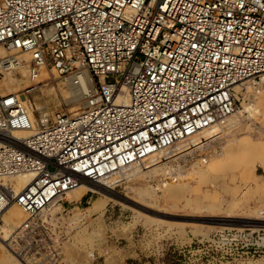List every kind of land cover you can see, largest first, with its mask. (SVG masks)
<instances>
[{
    "label": "built area",
    "instance_id": "1",
    "mask_svg": "<svg viewBox=\"0 0 264 264\" xmlns=\"http://www.w3.org/2000/svg\"><path fill=\"white\" fill-rule=\"evenodd\" d=\"M0 66L89 85L76 112L39 119L24 92L0 94V219L11 201L33 219L238 112L235 86L264 81V0H0Z\"/></svg>",
    "mask_w": 264,
    "mask_h": 264
},
{
    "label": "rangeland",
    "instance_id": "2",
    "mask_svg": "<svg viewBox=\"0 0 264 264\" xmlns=\"http://www.w3.org/2000/svg\"><path fill=\"white\" fill-rule=\"evenodd\" d=\"M12 75L0 76V94L24 92L34 103L37 119L45 113L76 112L83 102V95H71L68 81L54 71L42 70L33 83L20 68ZM11 77L19 78L21 84L14 82L8 91ZM253 81L254 87L244 84L245 90L239 92L243 115L237 116V124L220 127L219 135L245 121L244 126L256 135H249L250 140L264 139V125L243 107L264 89V81ZM226 139H213L171 160L173 174L158 170L117 183L116 190L140 202L138 207L116 199L93 211L89 210L93 202L105 199L100 191H88L79 200L66 194L58 202L60 210L46 219L39 214L17 243L10 244L12 237L4 243L7 254L19 264H264V166L244 162L247 151L238 147L240 141H230L238 149L229 142V149L223 150ZM208 165L211 170L203 177L199 171ZM165 182L181 192L168 195L162 187ZM142 188L155 195L141 200ZM235 221L244 224L223 223ZM229 230L233 234L220 233Z\"/></svg>",
    "mask_w": 264,
    "mask_h": 264
},
{
    "label": "bare ground",
    "instance_id": "3",
    "mask_svg": "<svg viewBox=\"0 0 264 264\" xmlns=\"http://www.w3.org/2000/svg\"><path fill=\"white\" fill-rule=\"evenodd\" d=\"M1 68L2 67L0 66V69ZM19 68L23 71V74L27 75L26 74L27 73L26 66H20ZM13 72L8 73V76L12 75ZM27 80L29 82L32 81V83L35 81V79L34 80L27 79ZM14 82L21 84V81L19 80V78L11 77L10 81H9V88L7 89L8 91L13 90L12 84ZM253 82H254L253 79L249 78V79H246L245 81L237 84L235 86V88L237 89L238 92H242L243 90H245L244 84H246V88H250V86L254 87ZM68 83H69L68 85L71 88V89H69L70 92L72 93L71 95H74V96L75 95H83V93L87 92L89 89L88 81L85 77H83L81 79L80 84L76 85L73 82H69V81H68ZM253 97H254L253 103L243 104L244 110L246 112H248L250 116H252L254 118L256 117V119L261 121V123L264 125V89L262 88V89L258 90V94H255ZM239 114L243 115V110L240 109L235 114L224 119L221 123H218L216 125H212L210 127L204 128V129L198 131L197 133H195L194 135L190 136L189 138H186L184 140L177 142L175 145H173L169 149H166L163 151L160 150L158 152L152 153L151 155L147 156L146 158H144L142 160L135 161V162L128 164L126 166L120 167L117 170H115L114 172H112L111 174L105 175L98 180H93V181L92 180L91 181L90 180H84V182L80 183L75 188L69 190L67 192V197L70 198L71 200H79L82 197L81 195H83L84 193H86V192L88 193V191L95 192L97 190V192L100 191L103 194L105 199H100V198L96 199L93 202V205L89 210H91V209L92 210L95 209L93 211L99 210V209L103 208L109 201L116 200V199L124 200V201H126L132 205H136L138 207V205H141L140 202L133 199L132 197H129L126 195L125 196L121 195L116 190L117 183H120V182L125 181V180H129V179L134 178V177H142V176H145L146 174L148 175V172L149 173L154 172V171L157 172L158 170H161V171L165 172L166 174H173L174 173L173 167H172L173 165L169 164V162L171 163V160H174V159L176 160L181 155H183V154L185 155L189 151L191 152L192 150H194L198 146H202L204 144L207 145L213 139H217V138H220L222 136L227 138L226 139L227 145L223 146L225 148L223 150H227L229 144L232 145L233 148L235 147V145H234L235 143L232 144L230 141H233V142L234 141H240V146H238V147L239 148L241 147L242 149L247 151V153H246L247 155L245 156L246 161H244V162L245 163L247 162L248 165H250L251 163H253V164L254 163H260L261 165L264 166V139L262 138V141H258L257 139H251L250 140L249 135H253V133H255V132H253L254 129H252L251 127H245L244 126L245 121H244V123L242 122L241 125H240V123H238L239 124L238 127H235L231 130L229 129V131H227L223 134L219 135V133H217L218 129L220 127L230 126L231 124H233V125L237 124V121H238L237 116ZM246 126H247V124H246ZM35 128H37V127H35ZM245 128H248L247 131H245L246 130ZM262 128L263 127H261L260 129H262ZM34 130H32V131H34ZM242 130L245 131V133H241L240 137L237 136V135H239L237 132L239 131V133H240V131H242ZM28 133H31V132H27V131L16 132V134H18V135H24V134H28ZM263 135H264V133H263ZM253 136H256V135L254 134ZM261 136H262V134H261ZM210 137H213V138L208 139ZM191 145H193V146L190 147ZM229 147H231V146H229ZM238 147L236 146L235 148L238 149ZM167 156H169V157H167ZM176 162H178V161H176ZM235 163H236V161H235ZM238 163L239 162H237V164ZM210 168L211 167L208 165V168H202L199 172L201 173V175L203 177H206L209 174V170H211ZM224 168L225 167H223V170H224ZM226 168L230 169V164ZM220 171H221V168H220ZM224 171H221V172L224 173ZM158 172H160V171H158ZM247 172H249V171H247ZM232 176H231V178H232ZM224 177H225V175H224ZM32 178H33V176L31 174H20V175L16 176L13 179V181H10L9 184L13 188L14 192H18V191L22 190L24 187H26L31 182ZM216 178H219V177H216ZM162 187H163V190L165 191V193H167L168 195H171V196L176 195L178 190H180L178 186L174 187V185L167 183V182L163 183ZM228 188L229 187H227V189ZM180 192H181V190H180ZM138 195H139V198L141 200H143V198L146 197V195L153 196V195H155V192L152 191L151 189H148V188H142L139 190ZM233 198H234V196H233ZM202 204H203V202H202ZM61 208H62V204H58V202H57V203H54L53 205H51L50 207L46 208L41 214L43 217H45L44 219H46L47 217L49 218V216L52 215V213L54 214V212L57 211V209L60 210ZM27 214L28 213L24 209H22L21 207H18L16 204L13 203V201L9 202L5 206L4 210L2 211L1 218H2L3 224L0 226V233H1V235H0V237H1V239H0V246H1L0 247V264H19L18 261L16 259H14L10 253L9 254L11 256L9 254H7V251H6L7 245L6 244H8V243H6V242H7V240H9L12 237L10 244L17 243L16 239L18 238V236H21L23 234V231H25L29 227L33 226L34 221L30 217H28L29 214L28 215ZM51 219H50V221H51ZM210 221L211 222H218L214 219L210 220ZM246 221H248V220H246ZM223 223L244 224L243 222H237V221H235V222H223ZM209 226H211V225H209ZM16 229H17V231H16ZM4 243H6V244H4Z\"/></svg>",
    "mask_w": 264,
    "mask_h": 264
}]
</instances>
